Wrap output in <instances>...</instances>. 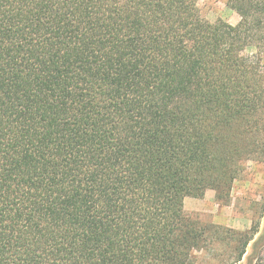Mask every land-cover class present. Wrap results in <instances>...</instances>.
Segmentation results:
<instances>
[{
    "label": "trees",
    "instance_id": "trees-1",
    "mask_svg": "<svg viewBox=\"0 0 264 264\" xmlns=\"http://www.w3.org/2000/svg\"><path fill=\"white\" fill-rule=\"evenodd\" d=\"M197 1L0 0V264H264V172L184 213L264 168V0Z\"/></svg>",
    "mask_w": 264,
    "mask_h": 264
},
{
    "label": "rangeland",
    "instance_id": "rangeland-1",
    "mask_svg": "<svg viewBox=\"0 0 264 264\" xmlns=\"http://www.w3.org/2000/svg\"><path fill=\"white\" fill-rule=\"evenodd\" d=\"M226 1L198 0L197 5L201 16L206 20L214 22L217 19H222L234 25L239 21V16L227 6ZM242 54L246 59L252 60L256 55V50L253 46H249L243 50ZM262 64L264 68V62ZM247 171V174L234 184L231 191V200L228 203L221 202L215 190L207 189L200 198H185V215L201 222H212L238 230L247 229L250 225V218L245 209V200L248 195L256 198L264 168L260 165L252 168L250 166ZM263 223L264 217L262 225ZM238 264H244V259Z\"/></svg>",
    "mask_w": 264,
    "mask_h": 264
}]
</instances>
